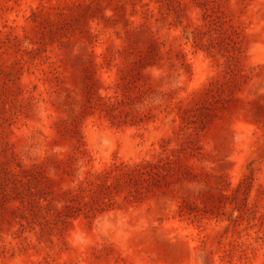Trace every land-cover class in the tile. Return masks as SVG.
<instances>
[{"label": "rangeland", "instance_id": "rangeland-1", "mask_svg": "<svg viewBox=\"0 0 264 264\" xmlns=\"http://www.w3.org/2000/svg\"><path fill=\"white\" fill-rule=\"evenodd\" d=\"M0 264H264V0H0Z\"/></svg>", "mask_w": 264, "mask_h": 264}]
</instances>
